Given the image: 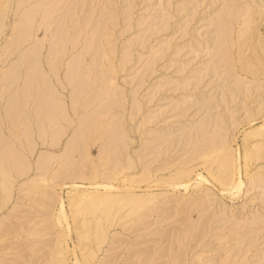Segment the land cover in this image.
Instances as JSON below:
<instances>
[{"label":"rangeland","instance_id":"374dc122","mask_svg":"<svg viewBox=\"0 0 264 264\" xmlns=\"http://www.w3.org/2000/svg\"><path fill=\"white\" fill-rule=\"evenodd\" d=\"M237 9L238 14L240 12L243 15H238ZM225 11L230 13L227 14L228 17ZM232 14H235V17L231 16ZM242 16L247 20L250 17L249 22L246 20L244 24L245 17ZM222 18L223 21L226 18V22H223ZM249 26H253L252 33ZM223 27L227 29L226 34ZM241 32L251 33L253 37L250 34L251 38L248 36L247 41V34L245 37L243 33L242 37ZM263 42L264 0H0V247L5 245L0 253L3 258L2 260L0 257V263L35 264L38 253L36 256L34 253L37 251L34 249L37 250L39 246V253H43L45 247L47 249L42 258L41 254L39 256L41 261L44 260L40 261L41 264H48L50 260L52 264V259L56 262L55 258L62 264L64 260L67 264H115L116 260V264H138L135 251L142 247L148 251L152 249L150 253L155 259L158 260L159 256V259H164V262L162 259L160 263L156 260L158 264H174L175 261V264H264V179L263 182L259 180L260 177L264 178V65L263 61L257 62L261 69L255 68L257 66L250 67L256 69L249 68L252 72L243 65L245 61L252 59L251 62H254V58L260 60V57L264 56ZM37 44L40 49H37L38 51ZM192 47L194 51H191ZM208 47L209 51L203 50ZM203 51L204 53H199ZM208 52L211 55H208ZM217 53L218 56H215ZM248 56L253 58L247 60ZM210 57L212 62L215 61L211 63L212 67L208 65L211 62ZM218 57L222 58V62L218 63ZM244 58L242 64L241 59ZM263 58L261 57V60ZM223 66L227 67L226 70ZM221 68L227 72H223L227 78L225 85V82L218 80V76L213 73ZM245 68L247 70H244ZM237 78L240 79L238 83L241 81L240 85H236ZM208 81L211 83L206 86ZM219 83L223 87H219ZM220 93L225 96L224 98L219 95L223 103L218 98ZM42 95L41 99L45 98L37 101ZM201 96L205 102L210 100V104L202 102ZM43 102H46L45 107ZM194 111L198 112L195 113L196 116ZM41 127H44L45 131H42ZM185 127L188 131H185ZM168 129L170 134L167 136ZM176 129H179L181 134ZM255 131V135L251 133ZM202 132L207 135L204 136ZM173 134L176 139L177 135L180 136V139H177L179 141L173 138ZM41 136H44V139ZM165 137H168L167 141ZM184 137L187 138V145ZM174 139L179 142L178 145ZM111 143L114 146L111 147ZM222 148L230 150L232 153H228L233 154V176L230 169L227 168L228 171L224 166L221 167L220 159H223L222 154H225ZM212 151H215L214 154ZM19 159H23V163L18 161ZM42 164L43 167L40 166ZM94 165L102 173V176H99L100 181H104L101 178L106 177L105 180H111L121 186L116 193L122 196L124 192H128L126 186L133 185L138 194L147 193L157 196V199L175 196L181 201L191 199L193 202L194 198L199 200L201 195H206L207 203L199 208V202L194 200L193 210H190L191 205L185 209L187 202L182 208L179 205L181 209L178 210L182 211H177L175 218L178 228H173L171 235L161 233L157 236L160 226H151L147 228L149 231L145 230L146 228L134 231L135 233H131V229L125 231L118 225V218L124 216L126 221V218H130L126 216L132 212H128L129 205L124 208L120 195L118 198L113 195L115 192L104 188L90 187L78 191L71 186L75 171L87 173L88 169L94 170ZM218 167L225 172L221 174L222 169L219 168L218 171ZM188 169H191V174H182ZM73 172L75 174H72ZM108 172L112 174L108 175L109 178L105 176ZM199 172L206 180H200L197 176ZM174 174L184 175L183 179H180L191 183L190 187L186 189L181 185L182 181H177L179 185L175 189L163 185ZM89 176L88 180H80L77 177V183L83 182L89 186L92 181L97 180L96 177L93 179L92 174ZM138 178L146 180L143 179L140 183ZM130 179L133 180L130 182ZM239 182H242L241 188H238ZM45 190L52 193L56 199L50 201V194L46 195ZM85 190L88 191L87 194ZM97 193L100 194V200ZM84 196L89 197L85 200ZM198 196L201 197L198 199ZM101 197L102 200L106 197L104 203ZM116 197L118 201L121 199L122 206ZM96 200L99 202L98 206ZM47 201L50 205H47ZM61 201H64V211L61 210ZM48 206L49 211L46 208ZM51 206H54L53 209ZM183 208L186 213H183ZM110 209L112 212L107 214ZM133 210L138 211L136 208ZM142 210L145 208L140 209V213ZM200 210H205L206 215L202 216L205 213ZM29 214L34 221L29 220ZM143 214L145 216V213ZM130 216L133 218L132 216L136 215ZM17 217H22L25 221ZM15 218L22 225H19ZM187 227L190 230L193 227L192 231ZM38 230L40 235L37 234ZM201 232H205V236ZM33 235L36 236L35 239L38 238L36 243L33 241ZM115 235L127 236L126 244H123L124 241L118 242ZM179 236L183 242L178 240ZM168 237L170 239L165 241ZM102 238L104 242L101 241ZM140 238H144L143 242ZM156 238H159L157 241L159 244L163 243L164 247L158 244ZM9 240L14 247L10 245ZM169 240L171 245L167 244ZM137 244L139 247H136ZM6 247L8 250H5ZM32 247L34 252L31 253ZM24 248H27L28 256L24 253ZM19 250L22 252L19 253ZM52 250L54 253L51 255ZM120 250L123 253L119 256ZM5 251L8 252L7 256ZM21 253H24L25 258H21L24 257ZM175 253L180 257L174 256ZM53 254L56 257H53ZM145 254L143 257L147 259ZM147 256L149 259V252ZM7 257L11 258L10 261ZM146 259L147 264L152 259L154 261L153 257L148 261ZM135 260L138 262H134Z\"/></svg>","mask_w":264,"mask_h":264},{"label":"bare ground","instance_id":"6f19581e","mask_svg":"<svg viewBox=\"0 0 264 264\" xmlns=\"http://www.w3.org/2000/svg\"><path fill=\"white\" fill-rule=\"evenodd\" d=\"M27 1H28V0H27ZM25 2H26V1H25ZM229 8H230V7H229ZM244 8H245V7H244ZM248 8H249V7H248ZM228 10H229V9H228ZM230 10H231V12H232V9H230ZM241 11H242V10H241ZM233 12H235L234 9H233ZM248 12H249V11H248ZM28 13H29V12H28ZM225 13H226V11H225ZM236 13L238 14V9H237V12H236ZM246 13H247V12H246ZM227 14L229 15L230 13H226V16L228 17ZM239 14H240V15H243V14H241L240 12H239ZM239 14H238V15H239ZM244 14H245V13H244ZM233 15H234V17H235V14H232L231 16H233ZM246 15H247V14H246ZM231 16H229V18H230ZM249 16H250V14H249ZM242 17H243V16H242ZM244 17H245V16H244ZM244 17H243V18H244ZM259 17H260V16H259ZM223 18H224V17H223ZM223 18H222V21H223ZM236 18H237V17H236ZM236 18H235V19H236ZM238 18H239V16H238ZM227 19H228V18H227ZM249 19H250V17H249ZM249 19H248V20H249ZM256 19L258 20V18H256ZM225 20H226V18H225ZM225 20H224V21H225ZM233 20H234V19H233ZM246 20H247V19H246V17H245V20H243L244 24H246V23H245ZM248 20H247V22H249ZM224 21H223V22H224ZM235 21H236V20H235ZM1 22L4 23V21H1ZM225 22H226V21H225ZM237 22H238V21H237ZM250 22L253 23L252 20H250ZM224 24H226V23H224ZM230 24H231V23H230ZM230 24H229V25H230ZM241 24H242V23H241ZM244 24H243V25H244ZM247 24L249 25L250 23H247ZM258 25H259V24H258ZM223 26H224V25H223ZM240 26H241V25H240ZM230 27H231V26H230ZM246 27H247V26H246ZM223 28H224V31H223V32H225V34H226L227 29H228V26H226L227 29H226L225 27H223ZM232 28H233V27H232ZM243 28H244V27H243ZM238 29H239V28H238ZM247 29H248V28H246V30H245L246 32H247ZM252 29H253V26H249V30H250V32H251ZM225 30H226V31H225ZM229 30H230V28H229ZM231 30H232V29H231ZM249 30H248V31H249ZM254 30H255L254 32H255V35H256V29H254ZM241 31H242V28H241ZM221 32H222V31H221ZM237 32H238V30H237ZM246 32H245V33H244V32H241L242 37L244 36L243 33L245 34V37H246V34H247ZM254 32H253V34H254ZM257 32H258V30H257ZM230 33H233V32H230ZM251 33H252V32H251ZM251 33H248V34H247V37H246L245 40L248 39V36H249ZM219 34H220V33H219ZM219 34H218V37H219ZM227 34H228V33H227ZM241 34H240L239 36H241ZM229 36H230V35H229ZM231 36H232V35H231ZM251 36H252V34H251ZM256 36H257V35H256ZM232 37H233V36H232ZM249 37H250V36H249ZM252 37H253V36H252ZM220 38H222L221 35H220ZM250 38H251V37H250ZM218 39H219V38H218ZM226 39H228V37L225 38V42H226ZM38 40H39V39H38ZM241 40H242V39H241ZM199 41H200V40H199ZM229 41H230V40H229ZM247 41H248V40H247ZM249 41H250V40H249ZM204 42H205V41H204ZM222 42H224V39L222 40ZM258 42H259V41H258ZM199 43H200V42H199ZM263 43H264V42H263ZM211 44H212V43H211ZM214 44L216 45L217 43H214ZM225 44H226V43H225ZM228 44H229V43H228ZM230 44H232V43H230ZM219 45H220V44H218V48H220V50H221V46L219 47ZM206 46H207V45H206ZM211 46H213V45H211ZM211 46H209V47L211 48ZM222 46H223V45H222ZM225 46H226V45H225ZM242 46H243V45H242ZM32 47H33V46H32ZM34 47H35V46H34ZM198 47H199V46H198ZM209 47L206 48V49H203V50H206V51H207V50L209 49ZM223 47H224V46H223ZM240 47H241V45H240ZM40 48H41V47H40ZM204 48H205V47H204ZM214 48H215V46H214ZM214 48H213V49H214ZM28 49H29V47H28ZM28 49H27V50H28ZM37 49L40 50L38 44H37V48H36V50H37ZM211 49H212V48H211ZM224 49H226V48H224ZM224 49H223L222 51H224ZM240 49H241V48H240ZM261 49H262V47H261ZM38 50H37V51H38ZM199 50L202 51V49H200V48H199ZM216 50H217V49H216ZM216 50H215V51H216ZM227 50H228V49H227ZM258 50H259V49H258ZM33 51H34V50H33ZM37 51H35V53H36ZM189 51H190V50H189ZM191 51H194L193 47H192ZM191 51H190V52H191ZM206 51H205V52H206ZM208 51H209V50H208ZM211 51H212V50H211ZM26 52H27V51H26ZM30 52H31V49H30ZM196 52H197V51H196ZM196 52H195V55L197 54ZM219 52H220V51H219ZM227 52H229V51H227ZM240 52H241V51H240ZM243 52H244V49H243V51H242V54H243ZM199 53L202 54V53H204V51H203V52H199ZM212 53H213V52H212ZM229 53H230V52H229ZM24 54H26V53H24ZM37 54H38V53H37ZM209 54H210V53L208 52V55H209ZM225 54H227V53H225ZM259 54H260V50H259ZM261 54H262V52H261ZM21 55H23V54H21ZM27 55H28V54H27ZM31 55H32V53H31ZM31 55H30V56H31ZM34 55H35V54H34ZM208 55L205 54V56H208ZM210 55H211V54H210ZM220 55H221V54H220ZM229 55H230V54H229ZM229 55H228V56H229ZM257 55H258V53H257ZM215 56H218V53H217V55H215ZM223 56L225 57V55H223ZM242 56H243V55H242ZM244 56H245V55H244ZM258 56H259V55H258ZM24 57H25V56H24ZM26 57H27V56H26ZM35 57H36V55H35ZM196 57H197V56H196ZM212 57H213V55H212ZM212 57H210L211 59H209V60H211L210 64L207 62L208 65H211V63H215V61L212 62ZM259 57H260V56H259ZM259 57H258V58H259ZM261 57H264V56H261ZM261 57H260V60H259V59L256 60L257 58H254L255 60H253V61H254V62L256 61L255 63H254V62H251V61H252L251 58H253V57L249 58V56H248L247 60L251 59V61H247V62H246V61H245V62L242 61V60H245V58H246V57H245L244 59H241V62H242V64H243V62H244L243 65H245L244 67H247V69H249L250 67H255V66H257V67H255V68H258V67L260 68V66L258 65V63L261 62V61H263V63H264V58L261 60ZM20 58H21V57H20ZM213 58H214V57H213ZM218 58L220 59V60H218V63L222 62V61H221L222 58H220V57H218ZM226 58H227V56H226ZM229 58H230V57H229ZM21 59H22V58H21ZM223 60H224V59H223ZM227 60H228V59H227ZM230 60H231V59H230ZM239 60H240V59H239ZM206 61H208V58H207ZM206 61H205V62H206ZM241 62H240V63H241ZM257 62H258V63H257ZM224 63H225V62H224ZM228 63H229V62H228ZM228 63H227V64H228ZM234 63H235V61H234ZM263 63H262V65H264ZM33 64L36 65L35 62H34ZM225 64H226V63H225ZM260 64H261V63H260ZM208 65H207V66H208ZM212 65H213V64H212ZM212 65H211V67H212ZM228 65H229V64H228ZM228 65H227V66H228ZM232 65H233V64H232ZM232 65H231V66H232ZM243 65H242V66H243ZM218 66H219V65H218ZM225 66H226V65H225ZM225 66H223V67L225 68ZM229 66H230V65H229ZM242 66H241V70H243V69H242ZM209 67H210V66H208V68H209ZM216 67H217V65H216ZM223 67H222V68H223ZM233 67H234V66H233ZM263 67H264V66H263ZM213 68H214V67H213ZM218 68H220V67H218ZM222 68H221L220 70H222ZM224 68H223V69H224ZM226 68H227V67H226ZM226 68H225V70H226ZM259 68H258V69H259ZM201 69H202V68H201ZM201 69H199V72L201 71ZM211 69H212V68H211ZM247 69L245 68L244 70H247ZM250 69H251V68H250ZM250 69H249V70H250ZM252 69H253V70H256V69H254V68H252ZM252 69H251V70H252ZM258 69H257V70H258ZM260 69H261V68H260ZM202 70H204V69H202ZM205 70H206V69H205ZM220 70L218 71V69H217V70L214 71L213 73H215V74L218 76V78H217L218 80L222 79L221 81L225 82V83L223 84V85H225V84H226V81H227V78H225V75H223V72H224L225 74H227V72L224 71V70H222V71H220ZM232 70H233V69H232ZM249 70H248V72H249ZM251 70H250V71H251ZM228 71H229V70H228ZM199 72H198V73H199ZM251 72H252V71H251ZM253 72H254V71H253ZM256 72H257V71H256ZM201 73H202V72H201ZM204 73H205V71H204ZM204 73H203V74H204ZM209 73H210V71H209ZM249 73H250V72H249ZM206 74H207V72H206ZM215 74H214V75H215ZM229 74H230V73H228V77H229ZM235 74H236V73H235ZM235 74H234V75H235ZM207 75H209V74H207ZM216 75H215V76H216ZM222 75H223V76H222ZM234 75H233V76H234ZM200 76H201V79H202V75H201V74H200ZM236 76H237V75H236ZM212 77H213V76H212ZM231 77H232V76H231ZM237 77H239V76H237ZM240 77H241V76H240ZM198 78H200V77H198ZM204 78H205V77H204ZM29 79H30V77H29ZM224 79H225V80H224ZM228 79H229V78H228ZM235 79H236V78H234V80H235ZM209 80H210V79H209ZM234 80H233V81H234ZM239 80H240V79H239ZM239 80H238V78H237V83H236V85H240L239 83H240L241 81L238 83ZM26 81H28V79H26ZM210 81H212V80H210ZM210 81H208V82L206 83V86H207V84H208ZM221 81H220V83L222 84ZM228 81H229V80H228ZM183 82H184V81H183ZM183 82H182V83H183ZM201 82H202V81H201ZM234 82H235V81H234ZM187 83H188V82H186V84H187ZM210 83H211V82H210ZM212 83H213V82H212ZM220 83H219V85H218L219 87H220V85H221ZM227 83H228V82H227ZM230 83H231V80H230ZM200 84H201V83L199 82V85H200ZM177 85H178V84H177ZM179 85H180V84H179ZM179 85H178V86H179ZM184 85H185V83H184ZM197 85H198V84H197ZM210 85H211V84H210ZM223 85H221V86L223 87ZM229 85H230V84H229ZM233 85H234V84H233ZM194 86H196V84H194ZM206 86H204V87H206ZM214 86H216V85H214ZM218 86H217V87H218ZM184 87H185V86H183V88H184ZM188 87H189V85H188ZM217 87H216V89H217ZM225 87H226V86H225ZM176 88H177V86H176ZM192 88H193V86H192ZM228 88H229V86H228ZM177 89H178V88H177ZM194 89H195V88H194ZM196 89H197V86H196ZM214 89H215V88H214ZM214 89H211V91H214ZM218 89H219V88H218ZM225 89H226V88H225ZM235 89H236V88H235ZM219 90H220V92H222L221 89H219ZM223 90H224V89H223ZM226 90H227V89H226ZM204 91H205V90H204ZM216 91H218V90H216ZM216 91H215V93H216ZM227 91H228V90H227ZM227 91H226V93H227ZM230 91H231V90H230ZM206 93H207V92H206ZM206 93H205V95H206ZM215 93H214L213 95H215ZM222 93H223V92H222ZM222 93L218 94V96L221 95ZM210 94H211V92H210ZM210 94H208V97H209V99L211 100V97L209 96ZM230 94H232V93H230ZM199 95H200V94H199ZM201 95H204V94H201ZM213 95H212V97H213ZM225 95H226V94H225ZM221 96H223V95H221ZM42 97H43V95H42L41 97H39V98L37 99V101L40 102V100H43V99L45 98V97H44L43 99H41ZM201 97H203V96H201ZM223 97L225 98V96H223ZM247 97H248V96H247ZM218 98L221 99L222 97L219 96ZM212 99H213V98H212ZM214 99H215V98H214ZM216 99H217V98H216ZM228 99H229V98H228ZM246 99H247V98H246ZM46 100H47V99H46ZM46 100H45V101H46ZM188 100H189V99H188ZM188 100H187V101H188ZM194 100H195V99H194ZM206 100H207V99H206ZM210 100H209V101H210ZM221 100H222V99H221ZM48 101H49V100H48ZM55 101H57V100H55ZM104 101H105V100H104ZM104 101H103V102H104ZM185 101H186V100H185ZM203 101H204V97H203L202 102H203ZM209 101H206V102L204 101V102L208 104ZM224 101H225V100H224ZM39 102H38V103H39ZM50 102H51V100H50ZM188 102H189V101H188ZM192 102H193V101H192ZM196 102H197V99H196ZM217 102H218V100H217ZM43 103H44V102H43ZM45 103H46V102H45ZM45 103L43 104L44 107H45ZM56 103H57V102H55V104H56ZM198 103H199V101H198ZM211 103H212V102H211ZM218 103H220V102H218ZM218 103H217V104H218ZM222 103H223V100H222ZM41 104H42V101H41ZM48 104H49V103H47V106H48ZM185 104H186V103H185ZM192 104H193V103H192ZM209 104H210V103H209ZM209 104H208V105H209ZM213 104H214V103H213ZM190 105H191V104H190ZM194 105H195V104H194ZM214 105H216V104H214ZM247 105H248V104H247ZM40 106H41V105H40ZM187 106H188V105H187ZM187 106H186V107H187ZM206 106H207V105H206ZM189 107H190V106H189ZM189 107H188V109H189ZM193 107H194V106H193ZM202 107H203V106H202ZM190 108H191V107H190ZM11 109H12V108H11ZM36 109H37V108H36ZM39 109H40V108L38 107V110H39ZM42 109H43V107H42ZM185 109H186V108H185ZM185 109H184V110H185ZM199 109H200V108H199ZM206 109H207V108H206ZM251 109H253V107H252ZM12 110H13V109H12ZM43 110H44V109H43ZM197 110H198V108H196V111H197ZM200 110H201V109H200ZM202 110H203V108H202ZM202 110H201V111H202ZM204 111H205V109H204ZM207 111H208V110H207ZM207 111H206V112H207ZM253 111H254V109H253ZM255 111H256V110H255ZM198 112H199V110H198ZM198 112L196 113V112L194 111V115H195V113L198 114ZM206 112H205V113H206ZM11 113H12V112H11ZM192 113H193V112H192ZM201 113H202V112H201ZM185 114H186V112H185ZM185 114H184V115H185ZM190 114H191V113H190ZM202 115H203V114H202ZM10 116H11V115H10ZM174 116H177V115H174ZM186 116H187V115H186ZM190 116H191V115H190ZM195 116H196V115H195ZM159 117H160V116H159ZM191 117H192V116H191ZM168 118H171V116H168ZM11 119H12V118H11ZM166 119H167V118H166ZM171 120H172V119H171ZM171 120H170V121H171ZM94 121H95V120H94ZM162 121H164V120H162ZM87 123H89V122H87ZM198 123H199V121H198ZM163 124H164V123H163ZM171 124H172V123H171ZM173 124H174V122H173ZM178 124H179V123H178ZM192 124H193V123H192ZM58 125H59V124H58ZM85 125H87V124L85 123ZM90 125H91V124H90ZM92 125H93V123H92ZM183 125H185V123H184ZM183 125H180V126H183ZM186 125L188 126V124H186ZM193 125L195 126V124H193ZM193 125H192V127H193ZM205 125H206V124H205ZM59 126H60V125H59ZM203 126H204V125H203ZM203 126H202V127H203ZM172 127H173V125H172ZM189 127H191V126H189ZM170 128H171V127H170ZM43 129H44V127H43ZM43 129H42V127H41V130H42V131H43ZM161 129H162V128H161ZM187 129H188V128H187ZM187 129H186V127H185V131H186ZM192 129H193V128H192ZM54 130H55V129H53V132H54ZM159 130H160V129H159ZM163 130H165V128H164ZM171 130H172V132H173V129H172V128H171ZM176 130L180 131L179 129H176ZM44 131H45V129H44ZM166 131H167V136H168V135L170 134V131H169V129L166 130ZM168 131H169V133H168ZM174 131H175V130H174ZM187 131H188V130H187ZM203 131H204V130H203ZM100 132H101V131H100ZM102 132H103V131H102ZM158 132H159V131H158ZM176 132H177V131H176ZM183 132H184V131H183ZM190 132H191V130H189V133H190ZM177 133H178V132H177ZM177 133H176V134H177ZM186 133H187V132H186ZM202 133H203V132H202ZM251 133H252V134H254V133L256 134L257 131H255V132H251ZM12 134H13V132H12ZM40 134L42 135V132H41V131H40ZM103 134H105V133H103ZM153 134H157V133H153ZM159 134H160V133H159ZM163 134H165V132H163ZM180 134H181V131H180ZM203 134H204V136L207 135V134H205V133H203ZM252 134H251V135H252ZM255 134H254V135H255ZM100 135H102V134L100 133ZM161 135H162V133H161ZM171 135H172V134H171ZM174 135H175V134H173V138L176 139V137H174ZM103 136H104V135H103ZM155 136H156V135H155ZM157 136H158V135H157ZM163 136H165V135H163ZM182 136H183V134H182ZM184 136H185V134H184ZM204 136H203V137H204ZM210 136H211V135H210ZM41 137H42V136H41ZM106 137H107V136H106ZM108 137H109V136H108ZM114 137H115V136H114ZM114 137H112V138H114ZM169 137H171V136H169ZM190 137H191V135L189 134V139H191ZM203 137H202V140H203ZM211 137H214V136H211ZM218 137H219V136H218ZM42 138L44 139V136H43ZM100 138H101V137H100ZM109 138H110V137H109ZM157 138H158V137H157ZM160 138H161V137H160ZM160 138H159V139H160ZM182 138H183V137H182ZM200 138H201V137H200ZM216 138H217V135H216ZM216 138H215V139H216ZM110 139H111V138H110ZM153 139H154V138H153ZM159 139H158V140H159ZM167 139H168V137H167V138L165 137V141H167ZM175 139H174V140H175ZM177 139H180V136L177 135ZM177 139H176V140H177ZM184 139H185V137H184ZM186 139H187V138H186ZM186 139H185V143H186L185 145L188 144V141L186 142ZM156 140H157V139H156ZM174 140H173V142H174ZM176 140H175V141H176ZM113 141H114V139H113ZM115 141H116V143H117V140H115ZM165 141H164V142H165ZM177 141H179V140H177ZM177 141H176V142H177ZM203 141H204V144H205V139H204ZM203 141H202V142H203ZM209 141H210V139H209ZM217 141H218V139H217ZM154 142H156V141H154ZM161 142L163 143V141H161ZM161 142H160V143H161ZM171 142H172V139H171ZM189 142H190V141H189ZM191 142H192V141H191ZM178 143H179V142H177V145H178ZM182 143H183V142H182ZM198 143H200V142H198ZM111 144H112V145H111V147H112V146L115 145V142H114V145H113V143H111ZM163 144H165V143H163ZM163 144H162V145H163ZM166 144H167V143H166ZM168 144H170V143L168 142ZM172 144H173V143H172ZM175 144H176V143H175ZM200 144H201V143H200ZM204 144H203V145H204ZM213 144H215V142H214ZM158 145H159V144H158ZM158 145H157V146H158ZM160 145H161V144H160ZM162 145H161V146H162ZM205 145H206V144H205ZM215 145H216V144H215ZM155 146H156V145H155ZM169 146H170V145H169ZM188 146H189V145H188ZM200 146H201V145H200ZM202 147H203V146H202ZM161 148H162V147H161ZM161 148H160V149H161ZM217 148H218V145H217ZM217 148H216L215 150H217ZM220 148H221V147H220ZM220 148H219V149H220ZM160 149H159V150H160ZM219 149H218V150H219ZM225 149H226V148H225ZM225 149L222 148V151L225 150ZM155 150H157V149H155ZM155 150H154V151H155ZM159 150H158V151H159ZM167 150H168V149H167ZM227 150H228V149H227ZM227 150H225V154H222V155H223V159H220L221 162H222V164L219 163V162H218V163H219V165L221 164V167L224 166V167L226 168V170L230 169V173H231V171L233 170V168H235V167L233 166V165H234V164H233V162H234L233 159H234V158H233V156H232L233 154L228 153L230 150H229V151H227ZM13 151H14V150H13ZM158 151H157V152H158ZM160 151H162V150H160ZM163 152H164V151H163ZM212 152H213V154H214L215 151H212ZM217 152L220 153V151H217ZM223 152H224V151H223ZM223 152H221V153H223ZM230 152H231V151H230ZM231 153H232V152H231ZM164 154H165V153H164ZM16 155H17V154H16ZM156 155H157V154H156ZM160 155H161V152H160ZM160 155L158 154L157 156H160ZM215 155H216V157L218 156L217 154H215ZM222 155H220L221 158H222ZM13 156H14V152H13ZM13 156H12V157H13ZM143 157H144V156H143ZM143 157H142V158H143ZM224 157H225V159H224ZM246 157H247V156H246ZM5 158H6V157H5ZM19 158H21V157H19ZM42 158H43V157H42ZM156 158H158V157H156ZM156 158H155V160H156ZM11 160H12V159H11ZM18 161H20V159H19ZM16 162H17V160H16ZM20 162L23 163V159H22V161H20ZM99 162H100V161H99ZM101 162H102V161H101ZM21 163H20V164H21ZM44 163H45V162H44ZM44 163H43V164H44ZM234 163H235V162H234ZM43 164L40 165V166L43 167ZM100 165H101V164H100ZM100 165H99V167H100ZM25 166H26V165H25ZM89 166H91V165H89ZM94 166H95V167H94V170H93V168L91 169V171H89V169H88V172H87V173H86V172H81V170H80V171L77 170V172L75 171L76 175H74V180L72 181L73 184L71 185V186L74 187L73 189L79 191V189L81 190V189H83V188H90V187H91V188H95V189H100V188L102 189V188H104L105 190H109V191H112V192H115V193H116L117 190H119L120 188H122L121 186L114 184L111 180H110V181H107L108 179L105 180L106 177H105V178L102 177L101 179H104V181H102V180L100 181L99 176L101 177V176H102V173H100V172L98 171L99 168L97 169L96 165H94ZM84 167H85V166H84ZM114 167H115V166H114ZM114 167H113V170L115 169L114 171H116V168H114ZM118 167H119V166H118ZM145 167H146V166H145ZM148 167H149V166H148ZM148 167H147V169H148ZM213 167H214V166H213ZM224 167H223V168H224ZM82 168H83V166H82ZM86 168H87V167H86ZM86 168L84 169V171H86ZM219 168H220V167H218V169H219ZM227 168H228V169H227ZM77 169H78V167H77ZM117 169H118V168H117ZM220 169H222V168H220ZM220 169H219L218 171H220ZM231 169H232V170H231ZM68 170H69V169H68ZM70 170H72V169H70ZM119 170H120V168L118 169V171H119ZM184 171H185V170H184ZM189 171L191 172V169H188V171L186 170V171H185L184 173H182V174H184V175L191 174V173H189ZM221 171H222V172H221V174H222L223 171H224V169H222ZM228 171H229V170H228ZM71 172H72V171H71ZM80 172H81V173H80ZM112 172H113V171H112ZM192 172H193V169H192ZM224 172H225V171H224ZM67 173H68V171H67ZM75 173L73 172L72 174H75ZM218 173H219V172H218ZM77 174H78V175H77ZM89 174H92L93 177H94L93 179L95 180V177H96L97 180L94 181V182L92 181V183H90L89 186H87L86 184H83V182H82V183H77V182H78V181H77L78 178H79L80 180H84V179H85V180H86V179L88 180V178L90 177ZM113 174H114V173H113ZM178 174H179V173H178ZM178 174H176V175H175V174H174V175H171V177L168 178V180H167L163 185H165V186H167V187H170V189H175V187L179 185V184H177V181H182L180 178L183 179V176H184V175L181 176V174H180V176H178ZM221 174H220V175H221ZM231 174H232V176L234 175L233 171H232ZM70 175H71V173H70ZM108 175L111 176L112 174H109V172H108L105 176H108ZM115 175H117V173H116ZM68 176H69V173H68V175H67V178H68ZM110 176H108V178H109ZM197 176L200 178V180H201V179L206 180L205 176H204L202 173H200V172L197 174ZM218 176H219V175H218ZM77 177H78V178H77ZM186 177H187V176H186ZM214 177H216V174L214 175ZM219 177H220V176H219ZM71 178H72V177H71ZM76 178H77V179H76ZM128 178H129V177H128ZM128 178H127V179H128ZM114 179H115V176H114ZM127 179H126V181H127ZM143 179H144V181L146 180L145 178H143ZM143 179H142V178H138V180H139L140 183H141V181H142ZM179 179H180V180H179ZM220 179H221V177H220ZM220 179H218V180H220ZM260 179H261V182H263L262 179H264V178L260 177L259 180H260ZM123 180L125 181V178H124ZM132 180H133V179H132ZM132 180L130 179V182H131ZM138 180H135V181H138ZM128 181H129V180H128ZM220 181H221V180H220ZM222 181H223V180H222ZM139 182H138V184H139ZM199 183H200V181H199L197 184H199ZM224 183H225V182H224ZM124 184H125V183H124ZM263 184H264V182L262 183V185H263ZM125 185H126V184H125ZM149 185H150V184H149ZM181 185H183L186 189H188V188L190 187L191 183H189V182H187V181L185 182V180H184V181H182ZM241 187H242V182H239V183H238V188H241ZM134 188H135V187H134L133 185H132L131 187H127V186H126V189H128V190H127L128 192H126V193L124 192L125 194L123 193V196H122V194H118V193L114 194V193H113V195L118 196V198L121 196V199H122V201H123V203H122V201H121V203L124 205V208H125V206L129 205L130 208L128 207V210H129L128 212H132V213H133V214H132V213L128 214L129 216H126L127 214H125L126 217H130L129 219H127V218L125 217V218H126V221H124V216H121L120 219L118 218L120 224L116 223V226H117V224H118V225L121 226V227L123 228V230H125V231H126V230L128 231L129 229H131L132 231L130 230V232L133 233L134 231L137 232V231H141L142 229L144 230V228H146L145 230H147V228H150L151 226H156V227H157V226H158V227L160 226L159 233H157V236H158V234L161 235V233H162V234H166V235H167L168 233H170V235H171V233L174 231L173 228H174L175 230H176V228H178V226L176 227V225H175V224H176L175 218H176V213H177V211H180V212L182 211V210H178V209L180 208L179 205H181V208H182V205H183V204L185 205V202H187L188 205L186 204V207L184 206L185 209L187 210V207L191 205L190 210H191V209L193 210L192 207H194V206H192V203H194L195 198L193 199V202L190 201L191 199H189V200H187V201H184V200L181 201L180 199H176L175 196H174V197H173V196H172V197H168V196H166L164 199L161 198V199H162V200H161V199H157V196H151V195H149V194H147V193H146L147 195H146V194H145V195H144V194H138V193L136 192V190H134ZM162 188H163V187H162ZM124 189H125V186H124ZM135 189H136V188H135ZM129 190H130V191H129ZM239 190H240V189H239ZM48 191H49V190H48ZM109 191H108V192H109ZM83 192H84V191H83ZM85 192H86V194H87L88 191L85 190ZM44 193H46V195H47V193L50 194L49 192H46V190H45ZM76 193H77V191H76ZM76 193H75V195H76ZM81 194H82V191H81L80 193H78L79 196H80ZM83 194H84V193H83ZM88 194H89V193H88ZM95 194H96V193H95ZM111 194H112V193H110V195H111ZM117 194H118V195H117ZM97 195H98V193H97ZM99 195H100V194H99ZM99 195H98V196H99ZM107 195H108V194H107ZM107 195H106V196H107ZM119 195H120V196H119ZM79 196H78V198H79ZM104 196H105V195H104ZM111 196H112V195H111ZM111 196H110V197H111ZM115 196H114V197H115ZM169 196H170V195H169ZM201 196H202V197H201ZM201 196H198V199H199V197H201L199 200H197V197H196V200H195V202H197V203L199 202V203L197 204L198 207H199V206L201 207V205H204L205 202L207 203V201H206V199H208L207 196H206V195H204L205 197H203V195H201ZM88 197H89V196H88ZM88 197H87V196H86V197L84 196L85 200H87ZM57 198H58V197H57ZM76 198H77V197H76ZM105 198H106V197H103V200H102V197H101L102 202L104 201ZM55 199H56V197L51 193L50 196H49V200L51 201V200H55ZM98 199L100 200V196H99ZM113 199H114V198H113ZM116 199H117V197H116ZM121 199H120V200H121ZM155 199H157V200H155ZM38 200H39V199H38ZM38 200H37V201H38ZM41 200H42V198H41ZM79 200H80V198H79ZM88 200H90V198H89ZM114 200H115V199H114ZM120 200L118 201V199H117L118 203H120ZM43 201H44V200H43ZM58 201H60L59 198H58ZM81 201H82V200H81ZM96 201H97V200H96ZM105 201H106V200H105ZM117 201H115V202H117ZM35 202H36V201H35ZM38 202H39V201H38ZM86 202H87V201H86ZM86 202H85V204H86ZM107 202H108V201H107ZM56 203H57V201H56ZM56 203L54 202V204H56ZM88 203H89V201H88ZM90 203H91V202H90ZM93 203L96 204V202H93ZM103 203H104V202H103ZM110 203H111V202H110ZM112 203H113V202H112ZM118 203H117V204H118ZM121 203H120V205L122 206ZM190 203H191V204H190ZM52 204H53V203H52ZM98 204H99V202L97 201V206H98ZM194 204H195V203H194ZM47 205H50V204H48V201H47ZM114 205H115V204H114ZM114 205H113V206H114ZM44 206H46V205H44ZM118 206H119V205H118ZM16 207H17V206H16ZM34 207H36V205H35ZM34 207H33V208H34ZM52 207H54V206H51V208H52ZM64 207H65V205H64V201H61V210H62V211H64ZM196 207H197V206H196ZM196 207H195V208H196ZM200 207H199V208H200ZM205 207H206V205H205ZM41 208H42V207H41ZM46 208H48V211H49V206L46 207ZM109 208H110V206H109ZM116 208H117V207H116ZM124 208H122V210H123ZM135 208H136V210L139 211V215H137V212H138V211L135 212V211L133 210V209H135ZM143 208H145V210H142L141 213H140V209H143ZM181 208H180V209H181ZM203 208H204V206H203ZM52 209H53V208H52ZM119 209H120V208H119ZM131 209H132V211H130ZM185 209L183 208V210H184L183 213H186V212H187V211H185ZM201 209H202V208H201ZM204 209H205V208H204ZM17 210H19V207H18ZM33 210H34V209H33ZM44 210H45V209H44ZM44 210H43V211H44ZM194 210H195V209H194ZM197 210H198V209H197ZM38 211H39V209H38ZM106 211H107V210H106ZM110 211H111V209L108 210V213H107V214H109ZM200 211H201V210H200ZM204 211H205V210H203V212H204ZM14 212H15V211H14ZM14 212H13V213H14ZM16 212H17V211H16ZM31 212H32V210H31ZM34 212H35V211H34ZM40 212H42V210H41ZM40 212H39V213H40ZM44 212H45V211H44ZM103 212L106 213L105 211H103ZM111 212H112V211H111ZM117 212H118V211H117ZM117 212H115V214H116ZM120 212H121V211H120ZM190 212H191V211H190ZM201 212H202V211H201ZM203 212H202V213H203ZM20 213H21V211H20ZM126 213H127V212H126ZM135 213H136V214H135ZM143 213H145V216H143V215H144ZM183 213H182V214H183ZM192 213H193V212H192ZM204 213H205V212H204ZM37 214H38V213H37ZM107 214H106V215H107ZM142 214H143V215H142ZM199 214H201V213L199 212ZM33 215H34V213H33ZM39 215H40V214H39ZM130 215H136V216H135V217L132 216L133 218H131ZM204 215H206V213H205V214H202V216H204ZM18 216H20V215H18ZM21 216H22V215H21ZM29 216L31 217L32 215L29 214L28 217H29ZM44 216H45V215H44ZM44 216H43V218H44ZM109 216H110V218H111V215H109ZM180 216H181V215H180ZM187 216H188V214H187ZM25 217H26V216H25ZM140 217H141V218H140ZM183 217H184V216H183ZM205 217H206V216H205ZM17 218L19 219V218H22V217H17ZM32 218H33V217H31L29 220L34 221ZM34 218H35V217H34ZM39 218H40V217H39ZM100 218H101V217H100ZM100 218H99V219H100ZM207 218H208V217H207ZM13 219H14V218H13ZM18 219L15 218V221H18ZM99 219H98V220H99ZM113 219H114V218H113ZM181 219H182V218H181ZM199 219H200V218H199ZM202 219H203V217H202ZM9 220H10V219H9ZM22 220H23V218H22ZM29 220H28V221H29ZM100 220H101V219H100ZM172 220H174V222H173ZM23 221H25V220H23ZM32 221H31V222H32ZM36 221H37V220H36ZM107 221H108V220H107ZM131 221H132V222H131ZM181 221H183V220H181ZM189 221H190V220H189ZM201 221H202V220H201ZM31 222H30V223H31ZM98 222H99V221H98ZM177 222H178V221H177ZM186 222H187V221H186ZM7 223H8V222H7ZM14 223H15V222H14ZM35 223H36V222H35ZM38 223H39V222H37V224H38ZM42 223H43V222H42ZM190 223H191V222H190ZM190 223H189V224H190ZM203 223H204V222H203ZM18 224L20 225L21 222L19 223V221H18ZM18 224H17V225H18ZM32 224H33V223H32ZM40 224H41V223H40ZM101 224H102V223H101ZM181 224H182V223H181ZM186 224H187V223H186ZM189 224H187V225H189ZM196 224H197V223H196ZM15 225H16V224H15ZM21 225H22V224H21ZM34 225H35V224H34ZM43 225H44V224H43ZM126 225H127V226H126ZM192 225H193V224H192ZM199 225H200V223H199ZM201 225H202V224H201ZM204 225H205V223H204ZM99 226H100V224H99ZM107 226L110 227V225H107ZM107 226L105 227V229L107 228ZM114 226H115V225H114ZM14 227H15V226H14ZM14 227H13V229H14ZM18 227H19V226H18ZM34 227H35V226H34ZM36 227H37V225H36ZM36 227H35V229H38V228H36ZM97 227H98V226H97ZM180 227H182V226L180 225ZM198 227H199V226H198ZM203 227H204V226L202 225V228H203ZM9 228H10V224H9ZM19 228H21V227H19ZM31 228H33V226H32ZM44 228H45V227H44ZM100 228H101V227H100ZM110 228H111V227H110ZM187 228H188V227H187ZM187 228H186V229H187ZM202 228H200V229H202ZM13 229L11 228V230H13ZM15 229H16V228H15ZM42 229H43V227H42ZM95 229H96V228H95ZM102 229H103V228H102ZM107 229H108V228H107ZM107 229H106V230H107ZM139 229H141V230H139ZM184 229H185V228H184ZM192 229H193V227L191 228V230H190V228H188V230H190V231H192ZM194 229H195V226H194ZM17 230H19V229H17ZM154 230H155V229H154ZM188 230H187V231H188ZM2 231H3V230H2ZM7 231H8V229H7ZM7 231H6V232H7ZM30 231H31V230H30ZM36 231H37V230H36ZM107 231H108V230H107ZM147 231H149V230H147ZM190 231H189V232H190ZM198 231H199V230H198ZM200 231H201V230H200ZM32 232H34V234L36 233V232L33 231V230H32ZM39 232H40V231L38 230L37 234H38ZM41 232H43V231H41ZM101 232H102V231H101ZM135 232H134V233H135ZM143 232H144V231H143ZM152 232H153V231H152ZM155 232H156V231H155ZM196 232H197V227H196ZM202 232H203V231H202ZM202 232H201V233H202ZM9 233H10V232H9ZM9 233H8V235H9ZM22 233H23V232H21V234H22ZM25 233H26V231H25ZM29 233H30V232H29ZM116 233H118V231H116ZM144 233H145V232H144ZM150 233H151V232H150ZM174 233H175V232H174ZM176 233H177V232H176ZM182 233H183V232H182ZM185 233L187 234L186 231H185ZM193 233H194V232H193ZM197 233H198V232H197ZM204 233H205V232H204ZM204 233H202V235H204ZM0 234H1V231H0ZM30 234H31V233H30ZM30 234H29V235H30ZM37 234H36V235H37ZM42 234H43V233H42ZM118 234H119V233H118ZM153 234H154V233H153ZM206 234H207V233H206ZM5 235H6V234H5ZM5 235H4V236H5ZM11 235H12V234H11ZM38 235H40V234H38ZM38 235H37V237H38ZM103 235H104V234H103ZM120 235H121V234H120ZM120 235H118V237L115 235V236H116L115 239H117L118 242H119V241H122L121 243H123V241H124L123 244H126L127 239H125V238H126L127 236H124V235L120 236ZM149 235H150V234H149ZM176 235H177V234H176ZM176 235H175V236H176ZM178 235H179V233H178ZM202 235H201V236H202ZM24 236H25V235H24ZM34 236H35V235H33V237H34ZM105 236H106V234H105ZM107 236H108V235H107ZM150 236H151V235H150ZM162 236H163V235H162ZM172 236H173V235H172ZM201 236H200V237H201ZM204 236H205V235H204ZM204 236H203V237H204ZM2 237H3V236H2ZM13 237H14V236H13ZM42 237H43V236H42ZM137 237H138V236H137ZM137 237H134V238H137ZM140 237H141V235H140ZM143 237H144V236H143ZM153 237H154V236H153ZM173 237H174V236H173ZM185 237H186V236H185ZM188 237H189V238H188V241H189L190 236H188ZM28 238H29V236H28ZM35 238H36V236L34 237V240H33V241H34V242H35V241H38V238H37V239H35ZM39 238H40V236H39ZM105 238H106V237H105ZM146 238H148V237H146ZM159 238H160V237H159ZM159 238H158V239H159ZM165 238H166V237H165ZM171 238H172V237H171ZM182 238H183V236H182ZM23 239H24V238H22V240H23ZM30 239H31V237H30ZM97 239H98V237H97ZM113 239H114V238H113ZM113 239L111 240V244L113 243ZM140 239H141V238H140ZM143 239H144V238H143ZM143 239H141L142 242H143ZM149 239H150V238H149ZM154 239H155V238H154ZM158 239L156 238V241H157ZM168 239H170V238L168 237L167 239H164V240L166 241V240H168ZM173 239H174V238H173ZM3 240H4V238H3ZM3 240H2V242H3ZM5 240H6V239H5ZM12 240H13V238H12ZM14 240H15V239H14ZM14 240H13V241H14ZM16 240H17V239H16ZM42 240H43V239H42ZM42 240H41V241H42ZM125 240H126V241H125ZM135 240H136V239H135ZM174 240H176V239H174ZM178 240H181V239H180V236H179V239H178ZM178 240H177V241H178ZM201 240H202V239H201ZM9 241H10V240H9ZM31 241H32V240H31ZM46 241H47V240L45 239V242H46ZM48 241H49V239H48ZM101 241L104 242V241H103V238L101 239ZM101 241L99 240V242H101ZM131 241H132V240H131ZM160 241H161V239H160ZM171 241H172V239H171ZM171 241L169 240V243H167V244L171 245V243H170ZM186 241H187V238H186ZM16 242H17V241H16ZM18 242H19V241H18ZM39 242H40V241H39ZM102 242H101V243H102ZM116 242H117V241H116ZM133 242L136 243V241H133ZM157 242H158V244H159V241H157ZM163 242H164V241H163ZM173 242H174V245L176 246L175 241H173ZM181 242H183V241L181 240ZM5 243H7V241H6ZM19 243H20V242H19ZM22 243H23V242H22ZM35 243H36V242H35ZM41 243H42V242H41ZM121 243H120V244H121ZM131 243H132V242H130V244H131ZM152 243H153V242H152ZM161 243H162V242H161ZM189 243H190V242H189ZM189 243H188V244H189ZM0 244H1V243H0ZM11 244H12V246H13V243H11V241H10V245H11ZM24 244H25V243H24ZM30 244H33V243L30 242ZM38 244H39V243H38ZM123 244H122V245H123ZM139 244H141V242H139ZM139 244H137L138 246H136V247H139ZM143 244H146V243H143ZM147 244H149V243H147ZM180 244H181V243H180ZM185 244H186V243H185ZM8 245H9V244H8ZM21 245H22V244H21ZM28 245H29V244H28ZM28 245H27V247H28ZM36 245H37V244H36ZM36 245H33V246H36ZM49 245H50V244H49ZM141 245H142V244H141ZM150 245H151V244H150ZM152 245H154V244H152ZM159 245H162V246L164 247L163 243H162V244H159ZM169 245H168V247H169ZM2 246H3L2 248H4L5 245H2ZM15 246H16V245H15ZM126 246H127V245H126ZM128 246H129V245H128ZM131 246H132V244H131ZM133 246H134V245H133ZM172 246H173V244H172ZM177 246H178V245H177ZM182 246H183V245H182ZM182 246H181V247H182ZM13 247H14V246H13ZM18 247H20V245H19ZM118 247H119V246H118ZM134 247H135V246H134ZM134 247H133V248H134ZM144 247H146V246H144ZM148 247H149V246H148ZM160 247H161V246H160ZM181 247H180V248H181ZM2 248L0 247V253H1V251H2ZM6 248H7V247H6ZM30 248H31V246H30ZM38 248L40 249L39 246H38ZM38 248H37V250H36V249H34V247H32V250H31V253H32V251L34 252V250L37 251V252L34 253L35 255H36V253H38V260H39V261H38V260L36 261V260L34 259V262L36 261L35 264H38V262H39V264H41V262H44V260L41 261V258H42V255H43L44 251H45L44 254H46V250H47L46 247H45L46 250L43 249V247H41V251H42V249H43L44 251H43V253H41V252L39 253V252H38ZM47 248H48V247H47ZM142 248H143V247H142ZM142 248H138V250L135 251V252H137V254L134 252V249H133L134 255L136 254V256H138L137 258H138V260H139V262H138L137 260H135L134 262L137 261L138 264H143V263H146V264H147V262L145 261L146 258L143 257V255H144L145 253H146L145 255H146V257H147V259H146L147 261H148L149 259H151V257L154 258V261H153V259H152V260H151L152 262L150 261L149 264H155V263L158 264V263H157L158 260H159V263H160V260L163 259V258L159 259V257H161V256L158 257V260L155 259L154 255L152 256V253H150V252L152 251V249H151V251H148V250H144V248H143L144 251H143V255H142V252H141V251H142ZM151 248H152V247H151ZM153 248H154V247H153ZM165 248H166V247H165ZM169 248H170V247H169ZM13 249H14V248H13ZM24 249H26V250L24 251V253L26 252V254H27V248H24ZM24 249H23V250H24ZM33 249H34V250H33ZM48 249H49V248H48ZM125 249H127V248H125ZM130 249H131V248H130ZM156 249H157V248H156ZM161 249H162V251H163V248H161ZM166 249H167V248H166ZM177 249H178V252H179V248H177ZM3 250H4V249H3ZM5 250H8V248L5 249ZM9 250L12 251V249H9ZM14 250L16 251V249H14ZM29 250H30V249H29ZM97 250H98V249H97ZM135 250H136V248H135ZM157 250H158V249H157ZM175 250H176V249H175ZM175 250H174V252H175ZM49 251H50V249H49ZM130 251H131V250H130ZM147 251H148L149 254L151 255V256H149V257H150L149 259H148V256H147V253H148ZM172 251H173V249H172ZM172 251H171V252H172ZM5 252H6V251H5ZM20 252H22V251L19 250V253H20ZM93 252H95V251H93ZM118 252H119V251H118ZM133 252H132V253H133ZM157 252H158V251H157ZM160 252H161V251H160ZM163 252H164V251H163ZM3 253H4V251H3ZM7 253H8V252H6V254H5L6 256H7ZM13 253L17 254V253L14 252V251H13ZM19 253H18V255H19ZM24 253H21V254L23 255ZM28 253H29V251H28ZM48 253H49V252H48ZM52 253H54L53 250H52V252H51L50 254L52 255ZM121 253H123V251L121 252V250H120V254H119V256L121 255ZM165 253H166V252H165ZM40 254H41V258L39 259ZM94 254H95V253H94ZM96 254H97V253H96ZM127 254H128V253H127ZM130 254H131V253H130ZM138 254L140 255V257H139ZM159 254H160V253H159ZM159 254H157V255H159ZM166 254H168V253H166ZM166 254H165V255H166ZM169 254H170V252H169ZM172 254H173V253H172ZM175 254H176V253H175ZM175 254H174V256H176V257H180V256H177V254H176V255H175ZM1 255H2V254H1ZM1 255H0V257L2 258ZM10 255H11V254H10ZM18 255H16L17 258H18ZM59 255H60V253H59ZM128 255H129V254H128ZM128 255H127V257H128ZM157 255H156V257H157ZM181 255H182V252H181ZM6 256H5V257H6ZM12 256H13V255H12ZM23 256H24V255H23ZM27 256H28V254H27ZM29 256H30V255H29ZM36 256H37V255H36ZM44 256H45V255H44ZM119 256H118V258H119ZM3 257H4V256H3ZM19 257H20V255H19ZM31 257H32V256H31ZM51 257H52V256H51ZM53 257H56L55 254H53ZM57 257H58V256H57ZM127 257H126V261H127ZM130 257H131V255H130ZM171 257H172V256H171ZM7 258H9L8 261H10L11 258H10V257H7ZM14 258H15V255H14ZM17 258H16V259H17ZM21 258L23 259V258H25V256H24V257H21ZM43 258H45V257H43ZM47 258H48V256H47ZM115 258H116V257H115ZM118 258H116V259H118ZM166 258H167V257H166ZM174 258H175V257H174ZM174 258H173V261L175 260ZM183 258H184V257H183ZM12 259H13V258H12ZM26 259H27V258H26ZM26 259H25V260H26ZM30 259H31V258H29V260H30ZM36 259H37V258H36ZM55 259H56V262L53 261V259H52V262H53L54 264H62V263H59V261L57 262V258H55ZM124 259H125V258H124ZM132 259H133V255H132ZM134 259H135V258H134ZM171 259H172V258H171ZM176 259H177V258H176ZM201 259H202V258H201ZM201 259H200V260H201ZM2 260H3V258H2ZM47 260H48V259H47ZM110 260H111V259H110ZM112 260H113V258H112ZM118 260H119V259H118ZM130 260H131V259H130ZM156 260H157V262H156ZM165 260H167V259H165ZM202 260H203V259H202ZM6 261H7V260H6ZM14 261H15V260H13V262H14ZM17 261H20V260L17 259ZM17 261H16V262H17ZM40 261H41V262H40ZM60 261L62 262V257H61V260H60ZM105 261H106V260H105ZM143 261H144V262H143ZM162 261L164 262V259H163ZM3 262H4V261H3ZM11 262H12V261H11ZM45 262H46V261H45ZM65 262H66V261L64 260L63 264H64ZM101 262H102V261H101ZM109 262H110V261H109ZM114 262H115V264H116L117 260L114 261ZM130 262L132 263L133 260L130 261ZM163 262H161V263L164 264ZM168 262H169V261H168ZM175 262H176V261H175ZM175 262H174V264H175ZM178 262H179V261H178ZM181 262H182V260H181ZM4 263H5V262H4ZM22 263H23V262H22ZM22 263H21V264H22ZM32 263H33V262H32ZM50 263H51V260H50V262L48 261V264H50ZM53 263H52V264H53ZM125 263H126V262H125ZM165 263H166V261H165ZM172 263H173V262H172ZM0 264H3V263L1 262ZM6 264H7V263H6ZM13 264H19V263H13ZM23 264H26V263H23ZM29 264H30V263H29ZM45 264H46V263H45ZM65 264H67V262H66ZM73 264H74V263H73ZM76 264H77V263H76ZM108 264H109V263H108ZM181 264H184V262L181 263Z\"/></svg>","mask_w":264,"mask_h":264}]
</instances>
